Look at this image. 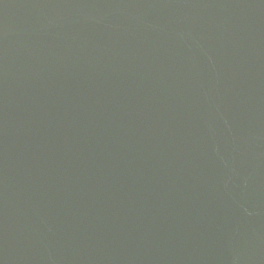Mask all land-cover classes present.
Here are the masks:
<instances>
[{"label":"water","instance_id":"1","mask_svg":"<svg viewBox=\"0 0 264 264\" xmlns=\"http://www.w3.org/2000/svg\"><path fill=\"white\" fill-rule=\"evenodd\" d=\"M0 264H264V0H0Z\"/></svg>","mask_w":264,"mask_h":264}]
</instances>
